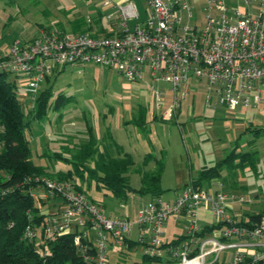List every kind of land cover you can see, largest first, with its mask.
<instances>
[{"label":"built area","instance_id":"obj_1","mask_svg":"<svg viewBox=\"0 0 264 264\" xmlns=\"http://www.w3.org/2000/svg\"><path fill=\"white\" fill-rule=\"evenodd\" d=\"M254 0H244L250 6ZM149 16L138 22L135 5L130 1L115 6L120 31L112 36H94L89 32L67 34L46 26L39 28L27 43L14 41L0 56V73L28 78L26 92L35 102L39 85L57 66L95 64L116 69L128 82L146 76L152 83L163 82L177 94L190 78L208 87L210 95L229 112L238 108L264 115V0L254 10L229 9L222 2L207 0L202 27L183 24L177 12L190 17L188 0H146ZM217 12L216 15L211 13ZM136 20L133 30L127 21ZM152 87V85H150ZM188 89L183 90V97ZM210 95L206 99L211 103ZM159 99L160 94H156ZM177 101L164 113L172 120ZM38 180V179H36ZM44 196L62 198L61 214L45 222L46 232H75L74 244L86 263L106 264L109 243L119 247L129 238L133 224L124 219L107 218L103 209L76 192L69 183L42 179ZM219 188L224 184L219 183ZM38 194V195H37ZM244 202L242 196L212 193L186 185L172 202L153 198L137 214V244L145 254L162 258L169 264H243L264 261V217L257 224L240 223L232 214L233 205ZM203 208L211 223L197 226V210ZM170 217L188 218L184 240L177 245L161 240V228ZM78 228H83L79 231ZM89 231H93V238ZM204 231V232H203ZM27 237L34 235L27 232ZM168 243V242H167ZM93 250V255L87 254ZM228 251L224 259L221 253Z\"/></svg>","mask_w":264,"mask_h":264},{"label":"rangeland","instance_id":"obj_2","mask_svg":"<svg viewBox=\"0 0 264 264\" xmlns=\"http://www.w3.org/2000/svg\"><path fill=\"white\" fill-rule=\"evenodd\" d=\"M130 1L137 8L139 21H146L149 16L146 0L127 2ZM193 1L189 4L192 18L183 16V24L202 27L206 12L194 6L196 2ZM101 4L102 0H0V56L8 51L14 41L29 42L38 25L52 26L67 34L78 32V29L72 27L73 21H86L89 16L95 18ZM102 13L104 14L103 11ZM109 21L103 16V26H107ZM89 25L95 26L94 23ZM135 25L136 20L127 21L130 30ZM113 29L120 31L119 22ZM4 79L15 84L16 96L24 114L36 108L26 92L29 81L27 77L7 74ZM48 87L52 95L48 101L47 114L39 120H31L30 130L26 132L31 162L49 173L70 169L76 147L88 142L90 136L96 141L99 150L111 144L114 149L117 146L121 152L131 155L134 164L127 173V178L132 191L126 197L116 198L109 191L97 188L91 179H78L76 184L89 201L103 209L107 218L124 219L132 223L130 237L134 241H137L138 235L137 214L153 199L150 194H141L138 190L143 185V175L154 170L155 159L161 160L164 165L160 179L163 191L160 198L162 201L172 202L192 179L198 177L201 169L214 166L237 143V152L247 151V142L253 136L245 128L249 124L261 126L264 123V115L259 108L255 111L238 108L229 112L215 105L216 97L210 95L208 87L194 78H190L174 94L170 85L163 82L152 83L146 76L142 81L128 82L116 69L86 64L57 66L48 80L39 85L38 90ZM184 89H188V92L183 97ZM157 93L160 94L159 99ZM58 95H62L64 104L59 108H52ZM209 95L211 103L207 105ZM175 100L178 106L174 117L165 121L163 115ZM141 109L144 111V130L133 122L135 117H139ZM256 144L258 148L264 146V136L256 139ZM114 151L115 157L121 156ZM146 155L152 156V159L144 164ZM89 165L92 166L93 162H89ZM230 172L224 170L221 179L211 181L204 189L210 193L218 190L242 196L244 202L239 204V215L261 211L264 208V160L258 163L257 175L249 171H234L237 185L235 192L230 190ZM42 179L44 177L38 179L40 183L34 192L44 196ZM223 180L227 186L219 188L220 182L224 184ZM46 199L42 209L50 217L58 218L62 198ZM188 221V218H181L178 222L170 217L161 228V240L167 243L176 236L184 235ZM195 222L197 226L205 227L211 220L207 219L204 209L200 208ZM78 230L83 231V228ZM89 235L93 238V231H89ZM35 242H41L39 236H36ZM144 254V248L139 245L125 251L123 247L110 242L106 264H157L143 263L141 259ZM227 254L228 251L221 253L220 259H224ZM162 258H166L165 253H162Z\"/></svg>","mask_w":264,"mask_h":264},{"label":"trees","instance_id":"obj_3","mask_svg":"<svg viewBox=\"0 0 264 264\" xmlns=\"http://www.w3.org/2000/svg\"><path fill=\"white\" fill-rule=\"evenodd\" d=\"M72 24V27L78 29L76 33L89 32L91 35L104 37L115 34L102 32L103 28L100 31H93L94 27H101L97 22L94 23V27L89 25L91 23L79 19L74 20ZM6 75L0 73V264H97L96 262L86 263L77 250L74 244L75 228L74 232L63 235L46 232L45 222L50 214L45 212L42 206L46 204L47 199L33 195L36 186L40 183L35 179L44 177V179L69 183L76 192L81 194H83L82 189L76 181L91 179L96 183L97 188L109 191L116 198H124L132 191L127 178V173L134 164L132 156L121 152L116 145H113L116 146L114 149L111 144L99 150L96 141L89 133L88 142L76 147L73 166L70 169L49 173L44 168L33 164L30 160V146L26 132L30 130L31 120H39L47 114L48 101L52 95L51 89L48 87L39 91L34 102L36 108L24 114L16 96V86L14 83L5 81ZM63 104L62 95H58L52 108H59ZM139 112V117H135L133 122L144 130L145 122L142 120L144 111L141 109ZM138 120L140 122H137ZM245 131L252 133L253 136L252 140L247 142V151L237 152L239 146L237 143L222 160L212 167L201 169L198 177L192 179L187 185L203 188L211 181L221 179L222 172L228 170L231 171L230 190L235 192L237 185L234 171H249L257 175L260 159L256 139L264 136V123L261 126L249 124ZM113 150L121 156L115 157ZM146 156L144 164L152 159V156ZM89 162H93V165L90 166ZM154 166L153 171L143 175V185L138 192L160 198L163 192L160 179L164 165L161 160L155 159ZM224 184L227 186L226 181ZM263 217L264 208L257 213L243 214L239 221L241 224H257ZM27 232L34 236L27 237ZM36 236H39L41 241L38 244L35 242ZM183 240L184 236L177 237L164 244L162 248L177 245ZM123 242L125 251H130L138 245L136 241L126 237ZM87 254L93 255V250L89 249ZM141 260L143 263H173L168 258L148 255H143ZM215 264H223V262ZM243 264H264V261L253 263L247 259Z\"/></svg>","mask_w":264,"mask_h":264},{"label":"crops","instance_id":"obj_4","mask_svg":"<svg viewBox=\"0 0 264 264\" xmlns=\"http://www.w3.org/2000/svg\"><path fill=\"white\" fill-rule=\"evenodd\" d=\"M90 0H86V2H89ZM128 0H102V4H101V9L98 11L97 10V13L95 14V18L89 16L87 17V20L86 22L87 23H98L101 25V27H94L92 30L94 31H100V29H104L102 30V32L106 31V33L108 32H112V33H117L118 31H115L113 29L114 25L118 24L119 20L117 19V14H116V10H115V6L116 5H121V4H125ZM191 1L193 0H188V3L190 4ZM216 1H220L222 2L227 8L229 9H233V8H236L238 9L239 11L241 12H246L247 10H254L256 8V4L258 3L259 0H254L250 6H247L245 3H244V0H216ZM193 2H196V4L194 3V6H198L200 8H202V11L205 12V9L207 7V0H194ZM201 6H200V5ZM147 5V4H146ZM190 6V5H189ZM136 7V6H135ZM148 7V6H147ZM232 7V8H231ZM137 9V8H136ZM102 11L104 12V14L102 13ZM138 13V11H137ZM211 13L213 15H216L217 12L215 10H212ZM177 14L180 16V18L182 19L183 16H187L188 18H192V11H190V14L191 16L189 17L188 14L186 12H177ZM103 16L107 17V19H109L110 21L107 23V26H103V22H102V19H103ZM85 22V21H84ZM138 22L139 23H143V22H140L139 21V13H138ZM50 25V24H49ZM42 27H46V26H42ZM42 27H39L36 29V32L39 28H42ZM35 32V33H36ZM35 36V34L33 36H31V38L33 39V37ZM97 36H103V35H97ZM31 39V40H32ZM30 40V41H31ZM166 121V120H165ZM260 151V160H264V146H261V148L259 147L258 148ZM225 185V184H224ZM232 214L236 215V216H239V218L242 217V215H239V211H240V207H239V204H235L233 205V209H232ZM180 236H183V235H179V236H176L174 239H176L177 237H180ZM129 239H131V237H129ZM172 239V240H174ZM132 240V239H131ZM171 240V241H172ZM134 241V240H133ZM170 242V241H169ZM124 247V245L122 246Z\"/></svg>","mask_w":264,"mask_h":264},{"label":"bare ground","instance_id":"obj_5","mask_svg":"<svg viewBox=\"0 0 264 264\" xmlns=\"http://www.w3.org/2000/svg\"><path fill=\"white\" fill-rule=\"evenodd\" d=\"M44 199H46V198H44Z\"/></svg>","mask_w":264,"mask_h":264}]
</instances>
